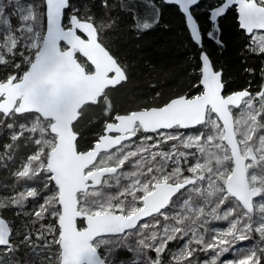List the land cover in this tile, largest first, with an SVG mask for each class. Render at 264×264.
I'll return each instance as SVG.
<instances>
[{
  "label": "snow or ice",
  "instance_id": "obj_1",
  "mask_svg": "<svg viewBox=\"0 0 264 264\" xmlns=\"http://www.w3.org/2000/svg\"><path fill=\"white\" fill-rule=\"evenodd\" d=\"M165 2L178 5L192 42L200 48V64L193 69H199L193 85L198 94L117 115L92 146L80 150L77 124L83 109L107 99L106 89L126 79L102 41L103 25L96 27L90 15L81 19L79 12H73L68 26L62 25L70 0H0V166L11 170L8 188L14 193L0 208L33 202L32 211L23 215L30 217L26 228L40 223L32 230L42 241L41 264H117L113 253L119 250L142 256V264H165L169 256L167 264H201V252L211 256L204 264H221L230 253L233 258L222 264H264V199L254 202L264 194V84L255 94L246 88L224 95L228 81L214 70L192 11L199 0ZM232 5L238 6L240 29L264 30V0H218L206 12L207 38L219 47L224 44L218 18ZM103 6L109 7L107 0ZM45 15L46 31L39 27ZM137 27L152 25L144 21ZM258 39V52L264 54V35ZM76 53L95 71L79 63ZM260 75L264 80V68ZM141 130L155 135H145L146 142L142 139L137 151L116 164L123 141ZM129 165L134 170L126 171ZM138 176L132 196L115 194ZM174 205L180 210L166 214ZM191 216L196 222L182 226ZM77 218L86 226L79 227ZM142 218L148 219L138 225ZM209 218L227 226L206 231ZM10 232L0 219V246L10 256L8 264H31L13 255L19 245L13 246ZM31 236L30 230L21 244L36 254ZM178 239L187 243L170 249ZM244 241L249 245L240 246ZM153 251L154 257L149 255ZM118 264L129 262L120 259Z\"/></svg>",
  "mask_w": 264,
  "mask_h": 264
},
{
  "label": "trees",
  "instance_id": "obj_2",
  "mask_svg": "<svg viewBox=\"0 0 264 264\" xmlns=\"http://www.w3.org/2000/svg\"><path fill=\"white\" fill-rule=\"evenodd\" d=\"M138 3L151 5L154 11L148 10L146 15L140 16L134 8V4ZM217 3L218 0H199V5L192 8L203 35L202 46L208 53L214 69L222 71L224 80L228 81V92L242 88H250L254 92L256 87L264 82L260 75L262 68L260 60L263 55L256 56L251 52L249 35L239 28L236 11L228 9L218 18L220 27L218 35L224 47H219L206 36V31L210 27L206 10L210 5ZM107 4L109 7L106 8L103 6L104 0H70L71 6L64 11L65 21L69 14L79 12L81 19L90 15L96 27L100 28L103 25L102 41L110 53L119 59L126 74L124 82L106 90L107 99L102 97L97 103H90L83 109L82 118L77 124L80 150H87L92 146L103 133L104 125L117 115L151 106H162L175 96L185 94L192 96L198 93L193 85L198 82L199 69L197 68L195 72L193 69L195 65L200 64V50L192 42L185 27L184 16L176 5L164 3L162 0H107ZM85 5L88 8L87 12ZM144 21L149 22L152 27L147 30L138 28L137 25ZM109 24L111 27H108ZM39 27L43 30L44 16L39 21ZM248 69H254V74H250ZM246 84L248 87H245ZM137 158L144 159L140 156ZM125 170L134 169L129 165ZM12 183L11 170L0 166V203L5 197L13 194L8 188ZM125 183L127 184L122 185L120 189L114 190L117 196L124 193L132 196L129 182ZM11 206L5 203L4 207L0 208V216L10 227L14 225L13 220L16 219ZM24 217L26 222L30 221V217ZM192 218L197 219L196 216ZM218 224L222 227L226 225L224 222ZM78 226H83L82 220H78ZM22 234L21 227L20 237ZM18 245L16 256L26 258L25 252L21 253L20 242L14 247ZM248 245L249 242L244 241L240 246ZM169 248L174 249L173 242ZM131 255L128 251L119 250L113 253V258L118 264L120 259L129 260ZM149 255L154 257L155 253L150 252ZM224 257L233 258V254ZM164 259L167 264L170 256ZM28 260L36 264L34 258L29 257Z\"/></svg>",
  "mask_w": 264,
  "mask_h": 264
},
{
  "label": "rangeland",
  "instance_id": "obj_3",
  "mask_svg": "<svg viewBox=\"0 0 264 264\" xmlns=\"http://www.w3.org/2000/svg\"><path fill=\"white\" fill-rule=\"evenodd\" d=\"M4 2L7 3V0H4ZM150 6L149 5H145V4H141V3L134 4L135 10L137 11V13L140 16L141 15H146L147 12H148V10L150 12V10L153 9V6H151L152 8ZM232 9L235 10V7L234 6H231L229 8V10H232ZM8 11L11 12L12 9H8ZM153 11H154V9H153ZM70 15L71 14H69V16H68V18H67L66 21H65V19H63V25L64 26H68L69 25V17H70ZM144 18L145 17H142V19H144ZM15 24H18V20L16 18H14V20L12 19V25L14 26ZM3 30H4V26L0 25V32H2ZM43 30H44V28H43ZM207 31H206V36H207ZM260 35H264V31H253V33L248 36V38H249L248 39V42H249V45H250V50H251V52L254 53V55H256V56L263 55L261 57L260 62H261V67L264 68V54H260L258 52V45H259V39H258V37ZM76 57L80 61V63L86 67L87 70L91 71L92 68L90 67V65L87 63V61L82 56H80L78 53H76ZM118 61H119V59H118ZM262 84H264V82H262L261 84H259L256 87V90L254 92H252V94H255V92L261 87ZM245 87H248V85L246 84ZM200 91L202 92V88L200 89ZM189 97H191V96H189ZM237 114H239V113H237ZM109 122H115V118L114 117L111 118V121H108L107 123H109ZM137 128H140V125L139 124H137ZM145 135H155V134H152V133H146L145 134L141 130V132L138 133L136 137H132L130 140L124 142L120 146L123 149V155H121L119 158L115 159L114 162L115 163H119V160L120 159H123L125 156H129V154L131 152L137 151V146H139L140 141L142 139H145V142H146ZM153 143H154V141H153ZM145 146H146V143H145ZM167 147H168V145L165 146V148H167ZM147 156H148V159L150 160L151 159V153L149 152L147 154ZM140 157H142V156H140ZM101 159L104 160L106 158L105 157H102ZM138 159L141 160V158H138ZM130 162H131V160H129V163ZM139 179H140V177L138 176L133 181H127V182H129L130 195H133V193L137 191V188L136 187H133V185L134 184H138ZM262 199H264V194H262L261 197H257L254 200V202L256 204H258ZM11 207L13 208V214L15 215L16 219L13 220L14 221V225L11 226L12 234L10 236V241L12 242L13 246H15L16 244H18V242L21 243L24 240V236L31 230L32 231L31 239L33 241H35V243L38 246L37 249L35 250L36 254H33V251L31 249L30 245H24V244H22V249L20 248L22 250L21 253H24L25 252V256H26L27 260L29 259V257H31L32 259L33 258L35 259V261H36L35 263L36 264H41V260L43 259V257L41 255H39V253L41 251V249H40L39 246L42 244V241L38 239V236H39L38 231L32 230L33 228L38 230L40 228V223H36L34 226H31V227H27L26 228L25 225L26 224H30V221L29 222H26L25 217H24L25 215H23V213L25 211L31 212L32 209H33V207H34V204L32 205V202L30 200V201H28L24 205L23 208H21L20 206H17V205H12ZM179 210H180L179 209V206L178 205H174L173 206V209H170L168 211V213H166V214H168V215H174L175 214V211H179ZM161 215H163V214H161ZM192 217L193 216H191L188 220H186L185 221V224L182 225V226L186 227L187 225H190V224H193L194 222H196V219H193ZM31 219H34V217H32ZM147 219H145L144 221H142L138 225H142L143 223H145L147 221ZM159 219L163 222V217H157V220H159ZM47 222L48 221H45V223H47ZM171 223L174 224L175 221H171ZM226 226L227 225H225L224 227H226ZM21 227L23 229V234L20 237ZM158 227H161V226H158ZM224 227L220 226L218 224V222H216V221H211V219L209 218V222L207 223V229H206V231H209V230H219V229H222ZM161 230H162V228H161ZM188 238L190 239V236ZM49 239H51V237H49ZM173 243H174V249L173 250H175V249L181 247L184 243H187V239H184V240H179L178 239V240L174 241ZM241 244H242V242H240V245ZM17 253L18 252L16 251L13 255L16 256ZM153 253H154V251H153ZM131 254L132 255H131L130 259L128 260V262H131L132 263L134 261L135 264H142V261H143V257L142 256H139V255H137L134 252L131 253ZM17 258H19V257H17ZM21 258H19L21 261H23V260L26 259L24 257H21ZM198 258H199L201 264H204L205 258H207V259L210 260L211 259V256L209 254H207V253L201 252V253H198ZM231 258L232 257H223V258H221V264H222L223 260H227V259H231ZM9 260H10V256L7 254L6 249H4L3 247H0V264H8V261ZM31 264H34L33 261H31Z\"/></svg>",
  "mask_w": 264,
  "mask_h": 264
},
{
  "label": "water",
  "instance_id": "obj_4",
  "mask_svg": "<svg viewBox=\"0 0 264 264\" xmlns=\"http://www.w3.org/2000/svg\"><path fill=\"white\" fill-rule=\"evenodd\" d=\"M162 1H163L164 3H166L165 0H162ZM167 4H174V3H167ZM174 5H175V4H174ZM176 6L178 7V5H176ZM232 6L235 7L236 14H237V18H236V19H237V22H238V10H237V9H238V6H236V5H232ZM65 10H66V9H65ZM65 10H64V11H65ZM45 11H46V9H45ZM71 15H72V14H71ZM71 15H70V17H71ZM70 17H69V22H70ZM63 19H64V13H63V15H62V17H61L62 25H63ZM184 23H185V18H184ZM238 26H239V22H238ZM185 27H186V24H185ZM44 30L46 31V15L44 16ZM186 30H187V32H188V34H189V36H190V30H189L187 27H186ZM241 30H242V29H241ZM243 31H244L247 35L252 34V33H247L246 30H243ZM253 31H264V30H257V29H254ZM77 34H78V35H81V38H83V39H86V38H87L85 34L79 32V31L77 32ZM75 39H76V40H80L79 37H76ZM80 44L86 46V45H87V41H82V40H80ZM61 46H62V47H65V48L67 47V45H66L65 42H63V41L61 42ZM197 47H198V46H197ZM198 49L200 50L199 47H198ZM70 50H71V49H69V51H70ZM82 50H84V49L82 48ZM199 53H200V52H199ZM78 54H79L80 56H82V57L87 61V58H86V57H84V56H83L82 54H80V53H78ZM110 54H111V53H110ZM76 58H77V57H76ZM114 58H115V57H114ZM77 60H78V59H77ZM210 61H211V60H210ZM78 62L80 63L79 60H78ZM87 63H88V64L90 65V67L92 68L91 71L94 72V71H95L94 66L91 65L90 61H87ZM213 68H214V67H213ZM214 70H215V69H214ZM110 75H114V73H113V74H110ZM125 75H126V74H125ZM125 80H126V79H125ZM125 80H124V81H125ZM124 81H122V82H124ZM122 82H121V83H122ZM121 83H120V84H121ZM116 86H118V85H116ZM116 86H109L106 90H108V89H110V88H114V87H116ZM244 89H246V88H242V89H239V90H244ZM202 91H203V89H202ZM234 91H236V90H234ZM231 92H232V91H231ZM231 92L224 93V95L230 94ZM179 96H180V95H179ZM177 97H178V96H175V97H172L171 99H173V98H177ZM86 98H87V97H86ZM101 98H102V97H101ZM171 99H169L166 103L170 102ZM166 103H165V104H166ZM163 105H164V104H163ZM163 105H162V106H163ZM151 107H158V106H151ZM151 107H148V108H151ZM143 109H145V108H143ZM143 109H140V110H143ZM135 111H139V110H135ZM128 114H131V112L128 113ZM123 115H127V114H123ZM115 122H116V121H115ZM137 124H138V123H137ZM104 127H105V126H104ZM102 134H103V133H102ZM112 134L115 135L116 133H112ZM130 139H131V138H130ZM130 139H127V140L123 141V143L126 142V141H128V140H130ZM123 143H122V144H123ZM145 195H147V194H145ZM255 199H256V198H254V200H255ZM0 219H4V218L0 216ZM145 219H147V218H142V220L139 221L138 224L141 223L142 221H144ZM4 220H5V219H4ZM77 220H82V219H81V218H77ZM82 221H83V220H82ZM5 222L8 223L6 220H5ZM8 224H9V223H8ZM84 226H86V222H85V221H83V227H84ZM9 227H10V225H9ZM10 229H11V227H10ZM126 231H128V230H126ZM11 234H12V230H11V232H10V236H11ZM0 247H3V246H0Z\"/></svg>",
  "mask_w": 264,
  "mask_h": 264
}]
</instances>
